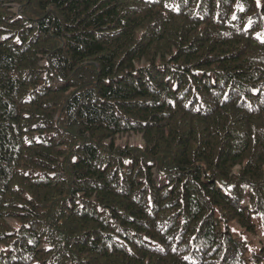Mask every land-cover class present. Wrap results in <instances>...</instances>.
I'll list each match as a JSON object with an SVG mask.
<instances>
[{
	"label": "trees",
	"instance_id": "trees-1",
	"mask_svg": "<svg viewBox=\"0 0 264 264\" xmlns=\"http://www.w3.org/2000/svg\"><path fill=\"white\" fill-rule=\"evenodd\" d=\"M0 264H264V0H0Z\"/></svg>",
	"mask_w": 264,
	"mask_h": 264
},
{
	"label": "rangeland",
	"instance_id": "rangeland-1",
	"mask_svg": "<svg viewBox=\"0 0 264 264\" xmlns=\"http://www.w3.org/2000/svg\"><path fill=\"white\" fill-rule=\"evenodd\" d=\"M256 239L258 240V237H256Z\"/></svg>",
	"mask_w": 264,
	"mask_h": 264
}]
</instances>
